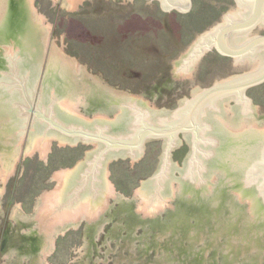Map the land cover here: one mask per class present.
Returning a JSON list of instances; mask_svg holds the SVG:
<instances>
[{
  "label": "water",
  "instance_id": "obj_1",
  "mask_svg": "<svg viewBox=\"0 0 264 264\" xmlns=\"http://www.w3.org/2000/svg\"><path fill=\"white\" fill-rule=\"evenodd\" d=\"M235 2L176 60L194 91L176 108L86 73L51 38L33 109L49 13L0 0V264H264V113L246 96L264 63L225 57L264 47V34L234 41L264 20V0Z\"/></svg>",
  "mask_w": 264,
  "mask_h": 264
},
{
  "label": "rangeland",
  "instance_id": "obj_2",
  "mask_svg": "<svg viewBox=\"0 0 264 264\" xmlns=\"http://www.w3.org/2000/svg\"><path fill=\"white\" fill-rule=\"evenodd\" d=\"M60 3L39 0L38 13H49V38L33 109L51 38L66 45L73 59L89 64L86 73L101 74L112 86L144 92L157 106L176 108L181 97L193 92V78H175L179 55L237 7L233 0H196L184 15L164 12L158 2L146 0H86L81 12ZM246 96H254L264 113V82L246 89Z\"/></svg>",
  "mask_w": 264,
  "mask_h": 264
},
{
  "label": "flooded vegetation",
  "instance_id": "obj_3",
  "mask_svg": "<svg viewBox=\"0 0 264 264\" xmlns=\"http://www.w3.org/2000/svg\"><path fill=\"white\" fill-rule=\"evenodd\" d=\"M146 1H156V2H158L160 4V0H146ZM233 1L236 4L235 0H233ZM195 4H196V0H193L192 7L187 12H185V11L184 12H179L176 9H171L169 11L162 9V11H164V12L176 11V12H179V13H182V14L185 15V13H189L193 9V7L195 6ZM160 6H161V4H160ZM263 34H264V20H262L261 22H259L255 26L251 27L246 33H243V34H241L239 36H236L235 39H234V41H235V43H238L239 44V43H241V42H243L245 40H248L250 38H253L254 36L263 35ZM212 51H215L220 56H225V55L220 54L215 48H213ZM204 56H205V54L202 55L200 58H198V60L203 59ZM225 57L231 58L235 62V65L237 64L239 66H243V67H241V69H239V70H243L242 68H246L248 65H252V64H263L264 63V47L258 48V50L254 54H252L250 56H246L243 60H240V61L239 60L237 61L234 57H230V56H225ZM243 72H245V71H242L240 73H243ZM240 73H238V74H240ZM234 75H236V74H234ZM192 93H189L188 95L191 96ZM185 96H187V94H185ZM227 103L229 105H233L234 104V99L228 100ZM228 104H226V105H228ZM220 106L223 107L222 104H220ZM238 115H239V113H238ZM216 117H217V115H214L213 117H212V115H209V116H207L203 120V122L206 123V124L211 125L212 127H215V126H217L218 122H221L222 121V120L220 121L218 119L216 120L215 119ZM235 117H239V116L235 115ZM155 140L162 141L161 139H155ZM187 140H188V138H187V136H184V134H180L179 135V143L173 149V151L171 153V157H172V160L173 161L179 163V162H182L187 157V154L189 152V144H188Z\"/></svg>",
  "mask_w": 264,
  "mask_h": 264
}]
</instances>
